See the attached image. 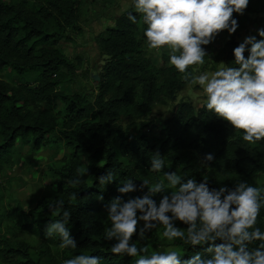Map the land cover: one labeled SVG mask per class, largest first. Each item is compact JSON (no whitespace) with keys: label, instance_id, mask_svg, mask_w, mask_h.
Masks as SVG:
<instances>
[{"label":"trees","instance_id":"obj_1","mask_svg":"<svg viewBox=\"0 0 264 264\" xmlns=\"http://www.w3.org/2000/svg\"><path fill=\"white\" fill-rule=\"evenodd\" d=\"M129 15L135 16V23ZM78 18L79 0H0V162L10 160V151L19 139L31 140L35 146L60 141L70 150L50 164L56 194L42 195L28 212H20L19 227L11 237L0 239L3 264H64L63 252L70 258L99 256L100 264H136L139 256L110 251L117 241L105 239L104 230L110 226L108 205L117 197L124 202L142 198L148 192L147 188L141 190L143 180H160L159 173L150 171L156 153L165 160L161 172L177 173L183 182L195 179L199 184L206 179L209 190H234L241 182L257 187L255 176L264 174V140L243 141V133L209 112L205 103L195 108L181 100L158 135L145 131L151 107L164 103L165 97L173 99L189 82L170 65L169 54L159 56L147 48V25L135 11L133 0L112 26L95 37L105 60L94 96L66 93L74 71L59 46ZM232 18L238 23L237 30L246 19L237 13ZM235 34L220 51L228 66H235L233 52L240 44ZM256 39L262 37L257 34ZM6 71L16 76L14 82L1 76ZM187 71L193 73L192 66ZM122 118L128 120L125 126L120 123ZM209 154L211 161L205 159ZM109 171L112 182L101 185L99 178ZM127 180L137 190L121 194L118 188ZM261 192L264 195V187ZM162 193L152 199L158 200ZM60 200L71 214L66 227L76 248H60L59 235L46 238L47 224L61 219L62 213L52 216L51 211ZM1 222L0 208V230ZM178 223L182 230L187 229L188 225ZM254 227L264 232V203ZM149 237L154 239L152 231L140 240L139 228L132 236L138 248ZM175 242L181 264L196 253L210 258L206 246H191L179 238Z\"/></svg>","mask_w":264,"mask_h":264},{"label":"clouds","instance_id":"obj_2","mask_svg":"<svg viewBox=\"0 0 264 264\" xmlns=\"http://www.w3.org/2000/svg\"><path fill=\"white\" fill-rule=\"evenodd\" d=\"M248 3L249 0H133L135 11L147 25V48L168 49L169 63L183 74L182 79L201 87L206 109L242 132L243 141L253 144L264 140V29L258 30L262 39L248 36L234 49L235 66L221 63L218 70L200 75L187 71L193 65L204 64L207 54L202 46L211 43L217 34L224 30L230 35L236 32L238 23L232 18L233 13L242 15ZM129 20L136 22L132 15ZM205 159L211 161L213 157L209 154ZM164 165L165 160L156 153L151 158L150 171L160 173ZM112 180L111 171L99 178L101 185ZM143 188L148 192L142 198L124 202L117 197L108 205L110 226L104 235L106 240L117 241L110 249L112 254L139 256L136 264H181L176 250L142 255L147 253V247L130 243L143 222L140 240L145 239L146 232L162 226V236L169 241L179 238L191 246H206L204 251L210 258L196 253L183 264H264V232L254 227L264 203L258 187L241 182L234 190H209L206 179L199 184L195 179L183 182L177 173H164L154 183L143 180ZM136 190L131 180L118 188L121 194ZM166 190L171 195H164L157 205L152 197ZM51 211L52 216L62 215L47 224L46 238L59 235L60 248H76L66 227L71 214L64 210V202L58 201ZM177 220L188 225L187 229L175 227ZM218 240L221 243L217 244ZM257 241L259 244L253 247ZM64 264H100V257L79 254Z\"/></svg>","mask_w":264,"mask_h":264},{"label":"rangeland","instance_id":"obj_3","mask_svg":"<svg viewBox=\"0 0 264 264\" xmlns=\"http://www.w3.org/2000/svg\"><path fill=\"white\" fill-rule=\"evenodd\" d=\"M131 2L132 0H79V18L75 26L68 30L67 37L62 39L59 46V50L72 64L74 71L72 81L65 87L66 93L84 94L89 99L94 96L98 80L95 77L98 78L105 60V55L97 47L95 37L107 27L112 26L115 18L126 11ZM243 15L246 19L235 34L236 40L240 43L248 36L256 37L258 30L264 28V0H249ZM229 38V32L224 30L217 34L211 43L202 46L207 56L204 57V64L192 66L194 75L214 72L220 68L219 64H224L220 51ZM153 51L159 56L163 52L169 54L166 48ZM1 76L11 82L16 80V76L9 71L2 73ZM205 99L199 85L187 83L176 92L173 99L165 97L164 103H156L151 107V113L146 118L149 126L145 131L149 135H158L179 101H188L198 108L205 103ZM127 122L126 118L120 121L122 126H125ZM69 153L70 150L60 141H49L46 144L35 146L31 140L25 138L17 140L10 151L8 162H0L2 216L0 239L2 241L11 237L12 231L19 227L20 212H28L42 195L56 194L55 171L50 168V164ZM164 173L166 172L159 173L160 179ZM255 183L259 189L263 188L264 174H257ZM164 195L170 196V190L161 194L156 200L157 205ZM174 225L180 228L178 220L174 222ZM142 227L143 222H140L138 228ZM163 230L162 226L151 230L154 239L151 237L147 239L142 247H147L148 251L141 253L142 255H151L153 252L163 253L169 250L180 252L175 239L169 241L162 236ZM130 243H136L138 247V243L133 241V238ZM62 254L65 256L64 262L74 258H70L65 252ZM0 264L3 263L0 262Z\"/></svg>","mask_w":264,"mask_h":264},{"label":"water","instance_id":"obj_4","mask_svg":"<svg viewBox=\"0 0 264 264\" xmlns=\"http://www.w3.org/2000/svg\"><path fill=\"white\" fill-rule=\"evenodd\" d=\"M95 79H98L97 76L95 77Z\"/></svg>","mask_w":264,"mask_h":264}]
</instances>
